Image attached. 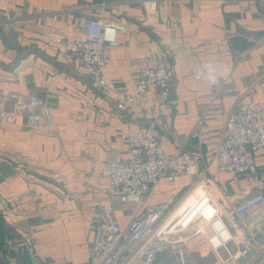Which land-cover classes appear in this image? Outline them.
Returning <instances> with one entry per match:
<instances>
[{
  "label": "crops",
  "instance_id": "0c3cea01",
  "mask_svg": "<svg viewBox=\"0 0 264 264\" xmlns=\"http://www.w3.org/2000/svg\"><path fill=\"white\" fill-rule=\"evenodd\" d=\"M102 16L126 28L103 71L105 87L57 44L85 17ZM163 54L173 72L169 102L155 96L135 117L118 111L121 90H133L131 74ZM0 90L51 95L56 122L31 128L22 117L0 119V264H86L88 225L104 204L124 228L147 206L179 202L198 182L238 199L264 193V149L251 177L218 175L214 163L228 116L243 103H264V0H156L152 8L138 0H0ZM144 128L169 153L199 161L173 182L162 179L140 208L122 203L90 170L128 158L123 136Z\"/></svg>",
  "mask_w": 264,
  "mask_h": 264
},
{
  "label": "built area",
  "instance_id": "2783aa9c",
  "mask_svg": "<svg viewBox=\"0 0 264 264\" xmlns=\"http://www.w3.org/2000/svg\"><path fill=\"white\" fill-rule=\"evenodd\" d=\"M155 1L138 0L147 8ZM124 32L125 26L109 17H85L73 36L58 38L57 44L85 67L97 86L105 87L103 71L111 50L120 47L119 36ZM172 78L167 55L158 56L152 65L131 74L133 90H121L117 110L133 117L143 115L155 96L166 104ZM51 98L0 90V119L14 122L22 117L31 128H54L56 122L48 105ZM150 109L157 111L153 104ZM122 139L128 158L107 162L90 173L105 178L108 191L125 204L141 208L162 179L173 182L178 175L192 172L199 161L190 153H169L151 129L130 132ZM263 149L264 103H243L225 122L214 157L217 174L253 176L256 155ZM88 231L93 242L86 264H157L165 255H172L179 264H189L190 255L200 249L207 252L205 257L213 255L215 264H264V193L240 200L212 181H202L179 202L169 199L140 210L124 228L114 207L104 204L92 214Z\"/></svg>",
  "mask_w": 264,
  "mask_h": 264
},
{
  "label": "rangeland",
  "instance_id": "374dc122",
  "mask_svg": "<svg viewBox=\"0 0 264 264\" xmlns=\"http://www.w3.org/2000/svg\"><path fill=\"white\" fill-rule=\"evenodd\" d=\"M166 259L170 262L169 264H179L172 255H170ZM215 263L216 261L210 255L207 258L203 259L202 257H200V255H198V253L197 255L193 253V255H191L189 258V264H215Z\"/></svg>",
  "mask_w": 264,
  "mask_h": 264
}]
</instances>
